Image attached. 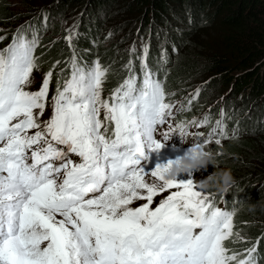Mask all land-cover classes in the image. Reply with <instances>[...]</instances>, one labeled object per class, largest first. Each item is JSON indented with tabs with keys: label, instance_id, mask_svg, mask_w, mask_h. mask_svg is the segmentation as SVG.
Listing matches in <instances>:
<instances>
[{
	"label": "snow or ice",
	"instance_id": "obj_1",
	"mask_svg": "<svg viewBox=\"0 0 264 264\" xmlns=\"http://www.w3.org/2000/svg\"><path fill=\"white\" fill-rule=\"evenodd\" d=\"M67 31L68 75L55 72L56 61L36 91L29 88L40 67L38 35L28 39L17 29L0 49V264H256L259 242L245 258L228 254L235 209L218 207L192 180L148 183L160 165L150 173L135 167L138 157L147 158L145 147L162 148L155 133L175 107L166 102V77L159 79L147 62L150 45L139 56L141 75L130 59L128 75L104 99L108 69L99 60L82 66L73 30ZM167 62L164 50L158 69ZM54 76L51 114L44 120ZM105 122L113 125L111 135ZM208 122L206 115L190 123ZM225 129L217 120L203 143L220 145ZM134 201L145 202L132 207Z\"/></svg>",
	"mask_w": 264,
	"mask_h": 264
},
{
	"label": "trees",
	"instance_id": "obj_2",
	"mask_svg": "<svg viewBox=\"0 0 264 264\" xmlns=\"http://www.w3.org/2000/svg\"><path fill=\"white\" fill-rule=\"evenodd\" d=\"M113 1L118 4L120 9L121 1L125 0ZM48 2H54V9L59 14L68 12L74 15L78 11L94 8L97 5H107L111 1L23 0L21 4L24 10L20 11L13 9L14 7L5 1L4 4L0 5V30L6 29V31H1L0 36L8 38L13 29L16 30L20 27L17 23L23 22L26 24L30 22L31 19L28 18H34L35 12L39 9L36 6H41L42 3L46 4ZM132 3L134 12L127 16L128 18L124 19L123 23H119L123 25L115 27L116 32H121L116 41H112L107 49L102 44L100 50L105 52V58L112 59L114 57V46L125 45L126 36L132 31L135 22H140L142 32L147 29L146 26L150 27L151 24L155 23L156 26L158 25L160 29L167 33L164 34L162 32L166 38L163 49L166 50L168 56H171V65L173 67L168 73V66L166 65L158 69V62L161 59L158 45L152 46L155 56L150 51L147 62L153 70L157 71L159 79L164 80V75L167 73L168 78H166L165 85L166 83L168 85L165 90L167 96L171 99L178 98L184 91H191L195 82H203V78H207V76L221 75L225 68H229L228 63L232 60L244 66V74L240 75L239 78L228 76L217 85H211L206 90L207 92L200 93L201 99L212 100L219 95L220 91L218 92V90L225 89L221 88L225 83L232 84L233 89L241 87L240 90H244L249 84L253 83L257 84L256 93L264 91V0H132ZM171 4H175V6H171ZM199 14H201L200 19H198ZM150 16H152V22L149 21ZM214 17L219 20L217 27L219 26L221 29V32L219 31L221 36L219 37H221L222 43V47L216 46V48H212V45L207 46V40L203 38L212 31L208 22ZM170 18L177 25H181L188 30V32L182 34L181 39L174 35L173 32L165 30V28L172 29ZM60 31L61 29L58 28V25L57 27L55 26L54 34H59V40L54 39L53 35H50L45 40L49 48L46 51H39L42 56L44 54L41 52L46 54L47 67L56 58L67 61L71 55V49L64 41ZM41 34L38 35L39 38ZM188 36L194 37L187 38ZM175 43H177L179 49L183 48L182 54L175 60L176 64H174L172 57ZM93 50L94 47L90 45L89 51L92 52ZM65 53L66 57L61 58L60 56ZM89 57L90 55H87L84 61H89ZM126 63L124 62L123 64L126 65ZM139 64L140 61L136 63V66H133V71L138 77L141 75ZM85 65L88 66V64ZM122 72L128 71L122 67L113 77H119L118 81L122 80V76H120ZM64 74H68L67 71ZM248 75L256 77V80L252 83H246L245 80L247 79L245 76ZM241 103L243 104V102ZM228 107L229 101L225 103L224 110L227 111ZM262 110L264 111V105ZM209 147L217 154V170L220 168L230 169L237 182L247 183L243 188L240 186L236 188L234 195L229 200L230 206L233 205V200H236L240 208L239 220L249 224V227L242 228V232L247 230L251 236H254L255 233H264V199L259 196L260 191L262 192L264 189L260 186L256 193H250V190H253V186L250 184L254 178H258L259 174L263 175L261 183L264 182V145L248 140H237L222 142L220 145L212 144ZM214 171L215 167L209 164L206 169L199 170V173L202 178L206 179ZM260 253L264 256V240L261 244Z\"/></svg>",
	"mask_w": 264,
	"mask_h": 264
},
{
	"label": "clouds",
	"instance_id": "obj_3",
	"mask_svg": "<svg viewBox=\"0 0 264 264\" xmlns=\"http://www.w3.org/2000/svg\"><path fill=\"white\" fill-rule=\"evenodd\" d=\"M29 23H31V21ZM21 28H25V26H22ZM21 28H17V29H21ZM17 29L16 30L13 29L10 32V35L8 38H4L3 40H1V44L8 45L10 38L13 35L12 33L16 32ZM1 31L2 30H0V32ZM162 32H164V34H167L165 33V31L162 30L159 33L158 38L155 41H157L158 45H160V43L164 40L163 46H162L164 48L166 38L162 34ZM172 39H173V36H172ZM150 40H154V39H152L151 35L149 34L148 44L150 45L151 53L155 56V53L152 50V46L155 47L157 44L156 43L151 44ZM174 45H176V43ZM174 45H173V48H174ZM177 48L179 47L177 46ZM44 51H46V49ZM137 52H142V50L137 51ZM178 53L179 51H176V49L175 51L173 50L172 57L174 59V64H176L175 55ZM43 54H44L43 57L45 59V63L47 64L46 62L47 56L45 53ZM64 56H66V53L61 55L60 57L62 58ZM167 58H168V62L165 65L168 66V69H167V73H168L169 70L173 66L171 65L172 64L171 56H168L167 54ZM57 60H60V58H56L51 63V65ZM60 62H61L60 65H62L63 59H61ZM79 63L82 66H86L85 62H79ZM88 66H91V65H88ZM133 66H136V63H133ZM65 71H68V68H66ZM167 73L164 75V79L165 77L168 78ZM127 75H128V72H122L120 74L122 78L123 77L125 78ZM109 76L112 79L117 80V83L119 82L118 81L119 77L114 78L113 77L114 74H109ZM167 85H168L167 83L166 85L164 83L165 89H167L166 88ZM256 85L257 84H253V83L249 84V86L246 87L244 90H240L241 87L237 89H233L231 85L228 89L218 90V92L220 91L218 93L219 95L214 97L212 100L201 99L200 94L198 98H194L197 89L200 90L201 94L207 92L206 90H208V88L210 87L207 86L206 82H199V83L193 84L192 85L193 89L191 91L189 92L184 91V93L176 99H171L169 96L166 95V102L171 103L173 105L175 103H179V106L177 107V109L172 111L174 119H172V122L170 124H172L173 127L177 125H183L184 127H178V129L175 131V134H178L180 136L181 141L183 143H188L190 139L189 130H191V125H192L190 122L193 121L194 119L196 120L197 118H200L206 115L209 117V127L201 131L204 134L203 140H206L208 138V133L211 131L212 127L213 128L216 127L217 120H222L223 124L226 125L225 131L227 133V138L222 139L221 143L237 141L242 136H249L250 134H253L255 130L247 131L246 127L247 126L253 127L251 123L256 122L257 119L260 118L261 111L264 112L262 110L263 104H264V92L262 91L263 93L259 100V103L253 107L251 106L250 110L244 117L240 115L239 110H241L242 107L244 106L245 100L248 99L250 95L255 92ZM171 100L173 101L171 102ZM189 100L192 101L190 105L188 104ZM216 100L218 101V105L217 107L214 108L212 107V104ZM227 101H229V107H228V110L225 111L224 106ZM201 102L203 106L200 107L199 105ZM241 102H243V104ZM182 105L184 106L183 109L181 108ZM258 106L261 108L258 109ZM207 108H210V109H207ZM221 110H224V113H225L223 117H221ZM262 119L264 121V116H262ZM262 130H263L262 132H264V128H262ZM218 133H219V129H217V136L215 138H219ZM169 138L170 137H168L167 139L163 138V140L167 141ZM203 140L198 143L193 142L192 146L187 151H185V153L182 156L181 155H176L174 157L168 156L166 159L168 158L171 159L169 160L170 163L168 161V162H162L161 164H159L160 167L159 169H157V173H158L157 178H152L148 176L150 177V182L148 183L156 187H160L162 186L164 182L176 181L179 174L193 173V177L191 180L195 184L196 190L200 191L201 193H206V194H210L214 196L215 204L221 209H226L228 211H232L233 209L236 210L234 218H233L234 235L231 238H229V240L225 241V246L230 250L228 254L231 255L233 252H235L237 254H240L238 255V259L245 258L247 256L246 250L251 248L257 242H259L257 250L254 254L257 258L256 264H264V256L260 253L261 244H262V241L264 240V233L262 234L255 233L254 236H251L250 232L247 230L242 232V228L249 227L248 226L249 224H247V222L245 221L239 220L238 216H239L240 208L238 207V203L236 202V200H233L232 206L229 205V200L232 196V193L229 194L228 192L234 188V186L237 184V180L234 177L230 169L220 168L219 170H217L218 168L217 154L209 147L210 145L215 144L214 140L208 145L203 143ZM154 150L159 151L160 149H154ZM209 164L215 167V171L211 175L207 176L206 179H204L202 178V175L199 173V170L206 169ZM199 176L201 178L196 179ZM182 177H184V179L187 178L186 175H183ZM174 190L175 189H172L170 191H174ZM235 190L233 191V193H235ZM168 194H169L168 192H164L154 197V203L152 206L155 207L159 203L160 199L166 197ZM235 233H238L239 236H236Z\"/></svg>",
	"mask_w": 264,
	"mask_h": 264
},
{
	"label": "rangeland",
	"instance_id": "obj_4",
	"mask_svg": "<svg viewBox=\"0 0 264 264\" xmlns=\"http://www.w3.org/2000/svg\"><path fill=\"white\" fill-rule=\"evenodd\" d=\"M2 3L6 1V3H10L13 9L15 10H24L22 8L21 1L23 0H1ZM111 2L107 5H101V6H95L94 8H86L84 11H78L76 14L71 15L68 12L65 14H59L54 8V2H48L46 4H41V6H36V8H39L35 13L36 15L34 18H28L31 19V24L33 25V28L35 29L36 34L45 33L46 36L53 35V38L56 40H59L60 36L59 34H54L55 26L61 29V35L63 36V39L68 34L69 29L73 30V42L75 46L76 56L78 58V62H85L88 65H91L93 61L99 60L101 65L108 69L107 78L109 77V74H115L120 68L124 66V62L129 61L130 59L133 60V63L139 62V56L142 52H137L143 50V46L145 44H148L149 34L151 35L152 39L150 40L151 44H157L158 42L155 41L158 38L159 33L162 31L156 26L155 23L151 24L150 27L146 26V28L141 31V25L140 22L137 21L133 25V29L131 32L128 33L126 36V41L124 46H114V57L112 59L105 58V52L101 51L102 44L104 45L105 49H107L112 41H116V38L121 34V32H116L115 27H118L119 23H123L124 19L128 18L127 16L131 15L134 10L132 0H125L121 1V7L119 9L118 4H116L113 0H110ZM2 5V4H1ZM171 6H175V4H171ZM10 7V8H12ZM178 10V9H175ZM40 16V18H38ZM46 17V19H45ZM201 18V14L198 15V19ZM152 16L149 17V21H151ZM42 20V21H41ZM172 21V29H167L168 32H173L174 35H176L179 39H181L182 34L188 32V30L181 25H177V23L170 18ZM169 21V20H168ZM24 24L23 22L17 23L21 28L22 26H25L28 24ZM42 24V26H41ZM208 24L211 25V32L207 34L208 36L203 37L206 41V45H212V48H216V46H221V36L220 35V28L219 26V20L218 18L214 17L212 20H209ZM17 25V26H18ZM136 28V29H135ZM200 28V27H199ZM3 32L6 31V29H1ZM220 31V32H219ZM200 32V31H198ZM166 33V31H165ZM111 34V35H109ZM4 35V34H2ZM61 36V37H62ZM176 37V39H177ZM194 37V36H188L187 38ZM44 39L39 38V42H42ZM85 43H84V41ZM178 40V39H177ZM65 41V39H64ZM163 42L160 43L159 48L160 52L163 51ZM86 44V45H85ZM91 46L94 47V50L91 52L89 51ZM135 45V53L130 52V49L132 46ZM222 47V46H221ZM49 47L46 45V42L44 41L41 51H44L45 49H48ZM174 49L176 51H179L178 54H176V58L178 59L179 55L182 54L183 48L179 49L177 48V43L174 45ZM72 50V49H71ZM90 55L89 61H84L86 56ZM232 60V59H231ZM229 68H225L223 73L221 75H210L207 76V78H203V82L207 83V86L210 87L211 85H217L218 83L222 82L225 77H240V75H243L245 72L244 66L235 61H230L228 63ZM247 80L246 83H252L256 80V77L252 75L245 76ZM258 80V79H257ZM199 83V81L195 82L194 84ZM232 84H224L221 88L228 89ZM232 88V87H231ZM224 90V89H222ZM264 92V91H263ZM256 93L250 95L248 99L245 100L244 106L241 110H239V113L242 117H244L248 111L250 110L251 106H255L259 103V100L262 96V93ZM252 96V98H251ZM253 100V101H252ZM175 107L172 109L176 110L179 106V103L174 104ZM218 101H214L212 104V107H217ZM264 105V104H263ZM200 107L203 106L202 102L199 105ZM261 107L258 106V109ZM210 109V108H207ZM263 109V108H262ZM262 116H264V112L261 111L260 118L257 119L256 122H252L251 125L253 127L247 126V131H254L253 134H250L249 136H242L239 138V140H248L250 142H258L259 145H264V132H262V128H264V121L262 119ZM243 135V134H242ZM263 143V144H262ZM171 159L162 160V162H168ZM183 174L187 176L186 179H184ZM193 177V173L187 174L182 173L179 174L177 177V181H188L191 180ZM201 177H197L196 179H200ZM263 175L259 174L258 178H254L251 182V186L253 190H250V193H256L257 190L262 187L264 189V182H262ZM146 180L150 182V177H146ZM247 185L246 182L242 184V182L238 181L237 184L234 186L232 190H230L228 193H232L234 195L233 191L241 186V188L245 187ZM262 199H264V190L261 192L260 195ZM258 196V197H259ZM258 199V198H256ZM141 203H144V201H134L131 205L132 207L139 206Z\"/></svg>",
	"mask_w": 264,
	"mask_h": 264
},
{
	"label": "bare ground",
	"instance_id": "obj_5",
	"mask_svg": "<svg viewBox=\"0 0 264 264\" xmlns=\"http://www.w3.org/2000/svg\"><path fill=\"white\" fill-rule=\"evenodd\" d=\"M150 172H151V171H150ZM150 172H149V173H150Z\"/></svg>",
	"mask_w": 264,
	"mask_h": 264
}]
</instances>
